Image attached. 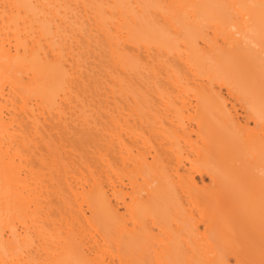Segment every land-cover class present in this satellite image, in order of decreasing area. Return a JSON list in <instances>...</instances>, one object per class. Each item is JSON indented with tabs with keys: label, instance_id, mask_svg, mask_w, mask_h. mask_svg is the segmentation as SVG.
Returning <instances> with one entry per match:
<instances>
[{
	"label": "bare ground",
	"instance_id": "6f19581e",
	"mask_svg": "<svg viewBox=\"0 0 264 264\" xmlns=\"http://www.w3.org/2000/svg\"><path fill=\"white\" fill-rule=\"evenodd\" d=\"M0 264H264V0H0Z\"/></svg>",
	"mask_w": 264,
	"mask_h": 264
},
{
	"label": "rangeland",
	"instance_id": "374dc122",
	"mask_svg": "<svg viewBox=\"0 0 264 264\" xmlns=\"http://www.w3.org/2000/svg\"><path fill=\"white\" fill-rule=\"evenodd\" d=\"M197 179L199 180V178L197 177ZM207 181V180H206Z\"/></svg>",
	"mask_w": 264,
	"mask_h": 264
}]
</instances>
